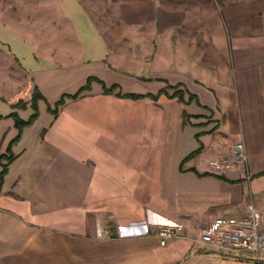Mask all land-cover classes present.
Instances as JSON below:
<instances>
[{"label": "crops", "instance_id": "crops-1", "mask_svg": "<svg viewBox=\"0 0 264 264\" xmlns=\"http://www.w3.org/2000/svg\"><path fill=\"white\" fill-rule=\"evenodd\" d=\"M65 1L0 0V264L228 257L154 230L264 211V0ZM239 141L247 166L214 172Z\"/></svg>", "mask_w": 264, "mask_h": 264}, {"label": "built area", "instance_id": "built-area-1", "mask_svg": "<svg viewBox=\"0 0 264 264\" xmlns=\"http://www.w3.org/2000/svg\"><path fill=\"white\" fill-rule=\"evenodd\" d=\"M248 160L246 144L239 141L231 144L228 155L211 159L209 165L214 172H227L247 166ZM154 233L162 246L173 240L188 239L225 255L251 251L256 254L257 264L264 263V211L253 203L248 204V211L243 216L212 218L198 237L189 236L183 224H161ZM101 236L109 237V234L103 232Z\"/></svg>", "mask_w": 264, "mask_h": 264}, {"label": "trees", "instance_id": "trees-1", "mask_svg": "<svg viewBox=\"0 0 264 264\" xmlns=\"http://www.w3.org/2000/svg\"><path fill=\"white\" fill-rule=\"evenodd\" d=\"M94 80L93 77H90L88 79V83L86 86H84L83 88H81V90L79 92H77L76 94H65L61 100H59L56 105H57V108L54 109L53 111L55 112V114L58 113V107L65 104V99L68 97V98H71V99H76L79 97V95L81 94V92L83 91V89H86V88H89L90 86V83ZM105 87V93H114V91L119 87V85L117 84H114L112 85L111 87H107L106 85H104ZM179 87V85H170L168 84V88H174V89H177ZM164 93H167L166 90H161L157 95H154V94H139V93H131V92H127V93H123L122 91L118 92L117 95L120 96V97H127V98H132V99H140V98H145V97H151L155 100H158L160 95L164 94ZM171 97H178L179 100H183V97H184V94L182 92V90H177L173 95H170ZM192 97V96H191ZM39 98H42V94L40 93V91L38 89L35 90V92L33 93V96H32V106L34 108V113L30 116V118L28 120H23L21 117H19L18 113L17 112H12L10 115L15 117V120H16V125L17 127L19 128V130H22L23 126L25 125H29L31 124L35 118L38 116V106H37V101ZM21 106V107H25L27 105L26 102H23V101H20L17 106ZM187 113H185V119L187 118ZM2 116L0 115V118ZM194 155V154H193ZM4 157V155H0V160ZM13 157H9V160H11ZM7 171V164L6 165H3V170L1 171L0 173V181L2 182L3 181V178H4V175ZM264 264V263H262Z\"/></svg>", "mask_w": 264, "mask_h": 264}, {"label": "rangeland", "instance_id": "rangeland-1", "mask_svg": "<svg viewBox=\"0 0 264 264\" xmlns=\"http://www.w3.org/2000/svg\"><path fill=\"white\" fill-rule=\"evenodd\" d=\"M84 1L89 6H92L94 2L95 7L93 9V13L96 18H100L103 21V15L105 13L104 0H84ZM68 3H70L69 0L65 1V6ZM86 53H87L86 55L88 56L89 51L86 50ZM18 103L15 104V109L20 107L19 105L17 106ZM262 256L264 257V253H262ZM221 259H227V260H230L231 262L223 263ZM181 263L182 264H257L256 254L251 251H245L237 255H228V257H224L220 254H208V253H203V252L196 254L194 251H192L187 256V258Z\"/></svg>", "mask_w": 264, "mask_h": 264}]
</instances>
